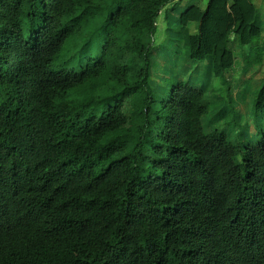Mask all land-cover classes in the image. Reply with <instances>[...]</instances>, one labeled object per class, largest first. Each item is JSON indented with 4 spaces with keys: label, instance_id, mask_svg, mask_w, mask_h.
I'll list each match as a JSON object with an SVG mask.
<instances>
[{
    "label": "trees",
    "instance_id": "1",
    "mask_svg": "<svg viewBox=\"0 0 264 264\" xmlns=\"http://www.w3.org/2000/svg\"><path fill=\"white\" fill-rule=\"evenodd\" d=\"M208 1L188 50L214 47L223 76ZM179 3L0 0V264H264V126L256 143L206 132L203 85L151 82ZM253 105L264 116V81Z\"/></svg>",
    "mask_w": 264,
    "mask_h": 264
},
{
    "label": "rangeland",
    "instance_id": "2",
    "mask_svg": "<svg viewBox=\"0 0 264 264\" xmlns=\"http://www.w3.org/2000/svg\"><path fill=\"white\" fill-rule=\"evenodd\" d=\"M208 2V0H191L185 5L181 4L184 8L177 11L179 16L176 10H170L171 5L163 11L158 20V31L152 52V85L160 94H167L168 89L177 79H191L197 85H203L211 105L209 112L203 117L205 131L214 132L218 129L226 132L234 140L242 139L247 143H256L260 136L255 131L259 124L264 126V116L254 109L253 103L264 81V68L261 69L258 64L252 66L253 62L246 63L241 52L237 51L238 48L233 46L235 50L233 66L225 70L223 76H216L213 74L212 66L216 55L210 53L215 51L214 47L208 48V57L203 60L191 57L188 50L192 47L193 54L201 50L198 51L202 45L196 43L200 39H194V42L190 43L186 36L199 33L198 24L203 18L201 12L206 9ZM211 16L208 21L215 19L219 25L214 32L211 31V34L215 41L221 42L225 32L230 31L234 24L229 14H221L219 9ZM170 19L172 24H169ZM177 19L180 21L178 22ZM229 35L232 41L234 34L230 32ZM176 39H184V42L179 43ZM215 41L213 40L211 45L213 42L216 43ZM222 79L226 83H223ZM231 119L233 120L229 122Z\"/></svg>",
    "mask_w": 264,
    "mask_h": 264
},
{
    "label": "crops",
    "instance_id": "3",
    "mask_svg": "<svg viewBox=\"0 0 264 264\" xmlns=\"http://www.w3.org/2000/svg\"><path fill=\"white\" fill-rule=\"evenodd\" d=\"M190 1L191 0H180V3L178 5V10L179 9L183 10L182 8H184V5ZM212 3L215 4L218 3L216 7L219 6V11L221 10V14L222 13L229 14L232 23L234 24L230 31H228L227 33L225 32L224 39L222 40L225 41L227 39L228 48L230 49V51H232L234 58H235V50L233 46H236L238 48L237 51L241 52V56L244 58L246 63H249L247 61H249L250 59L255 60L257 54H262V61H260L259 64L256 62V60L252 64L251 63L249 64H251L252 66L258 64L260 68L263 69L264 68V0H241V3H237L236 0H214V1L212 0ZM181 4L184 5L182 6ZM251 7H253L255 11L254 18L252 16ZM178 10H176L177 16H179V13L177 12ZM243 13L245 14L244 19H241V23H240V26H242V28L250 32V30L253 28L255 23L256 24L255 26L260 29L261 35L259 38L254 39L253 46L251 45L250 42L247 44H242L239 40V37H237L235 33V28L238 25L237 16L241 17ZM220 22H221V17H220ZM230 32L234 34L232 41H230V35H229Z\"/></svg>",
    "mask_w": 264,
    "mask_h": 264
}]
</instances>
